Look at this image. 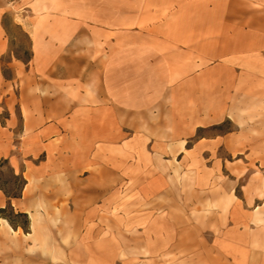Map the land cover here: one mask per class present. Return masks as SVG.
<instances>
[{"label": "crops", "instance_id": "obj_1", "mask_svg": "<svg viewBox=\"0 0 264 264\" xmlns=\"http://www.w3.org/2000/svg\"><path fill=\"white\" fill-rule=\"evenodd\" d=\"M1 162L27 264H264V0H0Z\"/></svg>", "mask_w": 264, "mask_h": 264}, {"label": "rangeland", "instance_id": "obj_2", "mask_svg": "<svg viewBox=\"0 0 264 264\" xmlns=\"http://www.w3.org/2000/svg\"><path fill=\"white\" fill-rule=\"evenodd\" d=\"M0 189L10 196L18 195L21 190V182L16 179L13 170L8 166L7 163H0ZM7 215L13 214L8 212ZM16 222L20 224L26 223L25 218H15ZM23 232L19 230L18 233L12 232L7 225L0 221V264H7L8 262H18L20 264H27L28 260H24V253L21 250L24 243L20 242L18 236H22ZM41 246V245H40ZM41 261V260H40ZM108 262V259L98 260V263ZM117 264L121 262L116 261ZM66 264H73L71 260L66 262ZM82 264V263H81Z\"/></svg>", "mask_w": 264, "mask_h": 264}, {"label": "trees", "instance_id": "obj_3", "mask_svg": "<svg viewBox=\"0 0 264 264\" xmlns=\"http://www.w3.org/2000/svg\"><path fill=\"white\" fill-rule=\"evenodd\" d=\"M4 163H6V162H4ZM14 176H15L16 179L20 180V182H21V190H20L18 195H13V196H10V195H8L7 193L4 192L8 198H18V197H20L21 194H22V191H23V189H24V187L26 185V180L22 176H17L15 174H14ZM0 190H2V189H0ZM8 212H11L13 214V217L11 215H7ZM14 217L15 218H17V217L25 218L26 219V223L20 224V223L16 222V220H14ZM0 219L7 220L8 223L10 224V226L14 230H17L18 228H21L25 233L29 232L30 221H29L28 215L24 214V213H20V212L19 213L15 212V210L13 209L12 206H7L5 208H1L0 209Z\"/></svg>", "mask_w": 264, "mask_h": 264}]
</instances>
